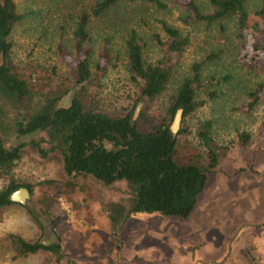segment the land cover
Returning <instances> with one entry per match:
<instances>
[{
  "label": "rangeland",
  "instance_id": "obj_1",
  "mask_svg": "<svg viewBox=\"0 0 264 264\" xmlns=\"http://www.w3.org/2000/svg\"><path fill=\"white\" fill-rule=\"evenodd\" d=\"M91 1L15 0L23 16L7 36L11 62L22 73L31 72L39 87L62 90L60 103L69 102L74 88L71 30L77 14ZM161 1L165 6L151 0H121L102 16L90 17L87 45L94 80L85 92L88 104L109 114L130 111L141 122L138 115L143 110L159 118L192 61L217 53L202 64V81L211 74L230 78L197 90L200 103L180 118L182 130L176 134V159L202 162L206 149L196 132L208 119L211 145L218 153V163L205 172L189 216L138 211L112 233L109 212L114 204L125 206L130 196L124 180L104 184L89 175H67L57 153L40 156L29 145L30 138L41 133L10 135L6 144L24 145L9 173L32 188L22 205L0 209V264H264V100L246 107L248 92L264 81V12L255 13L259 0H244L248 18L261 28L250 31L238 29L234 16L207 25L184 23L181 2L185 0ZM194 2L201 11L210 9L208 0ZM160 19L187 33L189 41L171 56V74L162 91L141 101L129 70L125 39L133 29L144 62H155L163 50L154 35L166 37ZM103 49L107 63L103 71L95 72L94 62ZM210 89L213 98L206 93ZM4 183L0 177V187ZM7 232L29 240L57 239L59 261L54 263L53 255L41 252L12 257Z\"/></svg>",
  "mask_w": 264,
  "mask_h": 264
},
{
  "label": "trees",
  "instance_id": "obj_2",
  "mask_svg": "<svg viewBox=\"0 0 264 264\" xmlns=\"http://www.w3.org/2000/svg\"><path fill=\"white\" fill-rule=\"evenodd\" d=\"M121 0H92L88 9L81 10L71 30L74 56L71 64L73 94L68 103H60L62 90L39 87L31 72L22 73L10 59V42L7 36L14 23L23 13L16 8L15 0H0V177L5 183L0 187V209L19 204L9 198L11 191L24 186L31 191V184L16 181L9 173L13 160L19 157L24 142L6 144L10 135L22 136L41 133L30 138L29 145L40 155L57 153L61 157L63 171L67 175H89L104 184L124 180L130 190L125 206L114 204L109 212L110 230L115 233L123 220L138 211L158 212L162 215L186 217L202 190L206 171L218 163V153L211 145L210 120L202 122L196 135L205 147L206 160L192 159L180 162L176 159V134L169 130V123L177 107L181 117L200 103L197 90L207 88L220 80H228L229 74L220 77L208 75L205 82L200 77L202 64L217 56L216 52L206 54L200 60L192 61L190 72L183 76L159 118L148 116L143 110L138 118L130 111L109 114L88 104L86 85L94 80L89 65L90 48L87 45L89 33L87 23L90 17L102 16L110 7ZM157 6H165L161 0H151ZM210 9L201 11L194 0L181 2L184 15L182 22H220L235 17L238 29L260 31L256 20L248 18L244 0H208ZM264 12V0H259L255 13ZM166 37L154 39L163 50V56L155 62H144L141 46L133 29L128 31L125 49L132 78L137 84V98L152 99L162 91L171 74V56L179 53L189 41L187 33L180 28L159 20ZM107 63V51L99 52L94 62V71H103ZM31 71V70H30ZM39 87V88H38ZM203 90V89H202ZM209 98L214 91L206 90ZM251 108L259 99L264 100V81L248 92ZM241 143L246 141V132L241 133ZM47 181L41 180L40 182ZM28 213L38 223L31 208ZM6 238L12 250V257L41 252L53 255V262L61 256L57 239L29 240L14 232H7Z\"/></svg>",
  "mask_w": 264,
  "mask_h": 264
},
{
  "label": "water",
  "instance_id": "obj_3",
  "mask_svg": "<svg viewBox=\"0 0 264 264\" xmlns=\"http://www.w3.org/2000/svg\"><path fill=\"white\" fill-rule=\"evenodd\" d=\"M63 103H64V101H63ZM132 117L134 118V114L132 115ZM180 118H181V108L177 107L174 110V113H173L172 118L170 120V123L168 125L169 130L171 131L172 134H175V132L177 131ZM27 197H28V190L24 186L17 187L13 191H11L9 194V198L11 200L17 201L19 203H24V201Z\"/></svg>",
  "mask_w": 264,
  "mask_h": 264
},
{
  "label": "crops",
  "instance_id": "obj_4",
  "mask_svg": "<svg viewBox=\"0 0 264 264\" xmlns=\"http://www.w3.org/2000/svg\"><path fill=\"white\" fill-rule=\"evenodd\" d=\"M188 216H189V214L186 217H188ZM189 259H190V263H191V257Z\"/></svg>",
  "mask_w": 264,
  "mask_h": 264
}]
</instances>
